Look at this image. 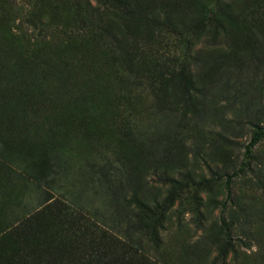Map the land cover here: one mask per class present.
Here are the masks:
<instances>
[{
    "label": "rangeland",
    "instance_id": "1",
    "mask_svg": "<svg viewBox=\"0 0 264 264\" xmlns=\"http://www.w3.org/2000/svg\"><path fill=\"white\" fill-rule=\"evenodd\" d=\"M238 6L232 52L256 59L209 77L205 106L190 120L161 86L178 64L165 55L193 40L177 35L180 25L139 31L128 20L117 53L108 34L116 18L93 0H0V264H80L93 246L119 264H264V136L245 154L252 124L264 128V0ZM115 161L130 193L141 182L150 196L162 186L154 166L172 172L160 200H172L169 221L156 228V213L136 216L145 250L79 235L81 215L104 216L111 235L125 222L102 196L115 189ZM79 236L90 244L79 248Z\"/></svg>",
    "mask_w": 264,
    "mask_h": 264
},
{
    "label": "trees",
    "instance_id": "2",
    "mask_svg": "<svg viewBox=\"0 0 264 264\" xmlns=\"http://www.w3.org/2000/svg\"><path fill=\"white\" fill-rule=\"evenodd\" d=\"M97 5L95 10H100L106 13V16H110L115 19V30L116 33L108 34L113 44V51L122 52L124 50V39H125V28L123 25L128 20L133 24L137 23L139 31L145 25H152L160 28L162 25H168L175 27L180 25V31L177 35H187L193 38L188 49L183 51L180 56L173 58V54H164L166 61L174 62L178 60L176 67L168 70L163 74V81H161L162 93L170 100L172 105L177 111L181 113L183 117H189L190 120H196L198 117L195 113L200 112L205 106V96L208 93L207 82L211 76H216L220 73L221 67L233 71L232 64L239 63L242 60L252 62L256 59L255 54H248L244 49L237 48L232 52L234 45L231 43L235 40L232 35V24L235 19L239 16L240 3L250 2L256 3L257 0H180L187 5L174 6L167 5L165 8L162 6L160 0H156L153 4H149L148 0H93ZM178 2L174 0L173 3ZM178 5V6H177ZM108 6V7H107ZM192 6L195 7L194 12ZM174 10H179L177 14L172 13ZM186 13L183 15V13ZM139 16V19L136 16ZM177 15V16H176ZM179 15V16H178ZM264 15V14H263ZM118 16L120 19H117ZM179 17V22L174 23V18ZM264 20V16H263ZM122 21H124L122 23ZM264 29V27H263ZM158 30V31H157ZM155 31L159 33V29L155 28ZM255 34L254 29H250L247 38H251ZM187 45V41L185 40ZM166 43H164L165 45ZM173 46V45H169ZM194 46V49L192 47ZM169 49V48H168ZM232 54V57L227 62L219 59H228ZM167 56L169 58H167ZM180 58V62H179ZM233 59V60H232ZM214 62H218V67L214 73H209L210 67L213 66ZM168 68V67H165ZM211 82V81H210ZM255 128V133L250 137L248 144L245 147V154L249 155L251 149L257 144L259 139L264 136V128L257 124H252ZM118 171L120 174L110 175L111 182L115 180V189L112 188L108 191L105 190L102 196L105 200L112 204V208L121 213V218L125 220L124 224L117 222L115 230L118 231L114 234H110L111 230L106 225L104 216L99 218L101 223L88 222L87 219L83 218V215L79 216V221H82V229L79 227V235L86 234L84 230L91 231L89 234L97 235L100 241L108 242L115 249L122 251L135 250L139 247L140 250H145L142 247L144 240L140 239V229L143 228L140 224L136 223V216L140 213L151 214L156 213V228H163L164 225L169 221V213L171 212L172 200H168L167 204H161L160 200L163 195V187L166 186L167 182L174 181L169 178L172 174L171 170L165 166L157 168L154 166L152 175L157 176L159 172V181H162V186H157L153 189L152 195H146L143 191V184L140 183L136 189L126 190V180L121 179L123 177V167L120 166L118 161ZM113 162V163H115ZM205 164V162L203 161ZM56 164V163H55ZM209 169V166L206 165ZM117 169V168H116ZM141 171L144 167L141 166ZM241 169L232 173V175H226V183L238 175ZM157 174V175H156ZM228 193L229 189L226 188ZM104 200V198H103ZM79 211H83L85 214L88 212L86 209L79 207ZM176 214L180 216L184 213V209H176ZM89 215V214H87ZM103 215V214H101ZM194 216L198 218L200 216L199 209L194 212ZM195 218V221H196ZM89 219V217H88ZM90 220V219H89ZM180 217L178 218V221ZM122 224V225H121ZM84 231V232H83ZM121 235V236H120ZM139 237V239H138ZM84 237L79 236V248L87 247L90 242L82 240ZM138 241V242H137ZM135 242L138 244L135 245ZM94 252H90L85 258H83L80 264H119V260L115 253L112 251L111 254L107 255L106 250L103 246H93ZM97 253V254H96Z\"/></svg>",
    "mask_w": 264,
    "mask_h": 264
}]
</instances>
